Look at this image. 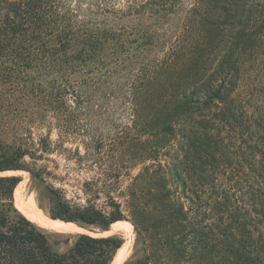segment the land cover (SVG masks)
Returning <instances> with one entry per match:
<instances>
[{
  "label": "rangeland",
  "instance_id": "obj_1",
  "mask_svg": "<svg viewBox=\"0 0 264 264\" xmlns=\"http://www.w3.org/2000/svg\"><path fill=\"white\" fill-rule=\"evenodd\" d=\"M223 9L202 8L198 39L174 60L170 79L143 105L136 121L128 105L108 102L94 107L89 119L80 117L90 133L61 135L53 126L49 149L45 144L41 150L39 138L47 140V122L36 125L41 117L20 114L16 144L36 143L32 150L38 156L24 157L29 169H17L23 172L0 171L20 179L14 206L19 209L16 202L32 199L49 216L53 188L73 205L118 209L121 220L131 225L127 231L104 233L108 229L77 224L99 234L93 236L114 234L128 241L121 264L146 257L149 264H243L239 256L253 242L243 238H264V131L253 121L264 114V31L232 46L230 63L237 62L222 101L213 98L202 105L191 96L182 101V93L200 79L202 61L209 65L206 74H212L223 54L216 35L226 15ZM204 42L221 45L215 58L198 51ZM39 227L57 251H65L82 233Z\"/></svg>",
  "mask_w": 264,
  "mask_h": 264
},
{
  "label": "trees",
  "instance_id": "obj_2",
  "mask_svg": "<svg viewBox=\"0 0 264 264\" xmlns=\"http://www.w3.org/2000/svg\"><path fill=\"white\" fill-rule=\"evenodd\" d=\"M203 7H224L226 15L216 32L224 47L216 70L206 74L209 65L202 61L200 79L182 93V101L191 96L202 105L213 98L222 101L236 61L230 63L233 55L228 56L232 46L264 31V0H0V171L29 169L24 157L38 156L32 150L36 143L16 144V120L22 113L41 117L36 125L47 122V140L39 138L41 150L45 144L49 149L53 126L61 135L90 133L80 117L89 119L94 107L108 102L128 105L136 121L143 105L170 79L174 60L198 39ZM221 45L204 42L198 51L215 58ZM259 115L253 121L264 131V114ZM260 155L264 159V148ZM19 180L0 175V264H111L123 244L118 235L78 233L65 251L52 248L46 233L14 206ZM50 190L51 218L103 230L122 219L118 209L73 205ZM251 236L243 240L253 241L252 248L245 245L239 258L243 264H263L259 241L264 238ZM127 264L149 262L146 257Z\"/></svg>",
  "mask_w": 264,
  "mask_h": 264
},
{
  "label": "bare ground",
  "instance_id": "obj_3",
  "mask_svg": "<svg viewBox=\"0 0 264 264\" xmlns=\"http://www.w3.org/2000/svg\"><path fill=\"white\" fill-rule=\"evenodd\" d=\"M14 172H23L21 170L11 171V173ZM27 173V172H26ZM24 181V180H23ZM22 181V183H23ZM21 183V184H22ZM20 192V189L18 191V194ZM17 201V200H16ZM17 207L19 210L29 219V220H35L39 224V226H43L44 228L58 231V232H82V233H89L90 235H99L92 230L82 227V225H79L72 221H63L60 219H53L49 217L48 215H45L43 212H41L39 209L36 208L34 201L30 199L29 201H20L16 202ZM131 225L124 221V220H118L114 223H112L111 227L104 231V233H115L119 230H126L130 229ZM127 231V230H126ZM123 234V233H122ZM125 234V233H124ZM132 234V233H131ZM129 236V235H128ZM128 241L124 242L122 246L118 249L114 260L111 264H121L125 252H126V244Z\"/></svg>",
  "mask_w": 264,
  "mask_h": 264
},
{
  "label": "water",
  "instance_id": "obj_4",
  "mask_svg": "<svg viewBox=\"0 0 264 264\" xmlns=\"http://www.w3.org/2000/svg\"><path fill=\"white\" fill-rule=\"evenodd\" d=\"M54 219V218H53Z\"/></svg>",
  "mask_w": 264,
  "mask_h": 264
}]
</instances>
